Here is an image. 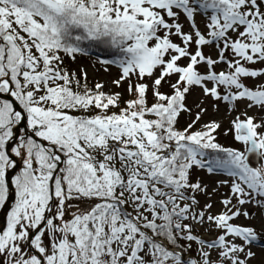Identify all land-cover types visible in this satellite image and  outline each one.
I'll list each match as a JSON object with an SVG mask.
<instances>
[{
  "label": "snow or ice",
  "instance_id": "1",
  "mask_svg": "<svg viewBox=\"0 0 264 264\" xmlns=\"http://www.w3.org/2000/svg\"><path fill=\"white\" fill-rule=\"evenodd\" d=\"M86 40L122 54L118 87L133 75L150 78L156 102L148 104L144 82L129 83L135 98L124 108L102 84L74 91L81 81L61 67L60 53L74 58ZM211 45L215 59L203 51ZM258 62L264 0H0V94L22 109L0 99V209L13 200L0 229V264H251L264 230L232 221L250 217L246 204L264 210V164L250 166V154L264 160V122L246 112L233 120L239 151L216 142L215 121L193 130L204 108L182 130L177 121L191 111L185 101L196 87L264 110V84L244 83L264 76L247 66ZM221 63L227 71H216ZM207 150L218 155L207 159ZM196 168L238 178L221 201L224 212L196 211L195 193L207 195L192 182ZM206 223L220 230L215 240L195 234Z\"/></svg>",
  "mask_w": 264,
  "mask_h": 264
},
{
  "label": "rangeland",
  "instance_id": "2",
  "mask_svg": "<svg viewBox=\"0 0 264 264\" xmlns=\"http://www.w3.org/2000/svg\"><path fill=\"white\" fill-rule=\"evenodd\" d=\"M179 22L184 25L185 31H190L189 22L183 16L180 18ZM206 22L207 21L203 16L198 15L196 17V24L205 34L207 32L205 27ZM176 42L179 43V40H176ZM203 51L206 55L212 56L214 59L216 58L217 48L215 45L204 46ZM226 56L231 59L230 53H226ZM64 59L65 61L68 60V62H66L67 66L61 65V67L67 72L74 74L75 77H80L79 80L81 83L82 81L91 83L94 86L92 89L93 91L96 90L95 85L99 83L104 86L102 91L105 94L119 93L120 108L126 107L125 102L135 98L134 94L128 91L129 83L144 82L149 84V92L147 94L148 104L151 105L156 102L155 97H153L151 92L152 80L148 77H145L143 81H140L135 75H133L131 80L122 81L119 87L114 83V81L120 79L122 75V67L120 66L119 61L115 62L94 54H83L80 52L76 53L74 58L73 56H69L64 53ZM181 63H186V61H181ZM247 66L257 70L264 69V63L259 62L255 65ZM227 70L226 64L221 63L217 65V72ZM201 71L203 72L204 69L201 68ZM174 79L175 78L173 77V81ZM244 83L250 88H255L260 84H264V76L256 78H244ZM77 87V85L74 86V88ZM160 91L167 94L171 92V89L169 88L168 84H163ZM221 91L223 92L224 90L221 89ZM185 102L191 111L182 112L180 114L177 121V128L181 130L186 128L188 124L193 122L196 114L200 112L201 108H204L206 111L201 113V120L194 125L193 130H202L203 125L211 121L219 123L220 128L217 129L214 135L216 137V142L224 148H231L239 151L245 150L244 144L235 139V132L232 122L236 119V117L239 116L240 119L243 120L245 119L243 113L246 112L248 116L254 117L256 122H264V110H261L257 107L249 108L247 106L250 103L249 101H236L234 102L233 106L232 104L222 100L217 101L211 97L204 96L203 92L198 87L191 90ZM109 111L118 112L119 108H111ZM97 112H99V110L94 109L89 115H94ZM20 131H22V129ZM20 131L18 133L19 135ZM20 163L21 162H19V165ZM191 179L192 182L199 181L202 186L206 187L207 190V195L204 193H195L196 198L199 200V206H197L196 211L205 210L212 215L219 214L226 210L221 201L231 196V184L234 182H239L237 177H232L223 170L217 169L212 173H209L206 168L194 169ZM222 181H226L227 183H221ZM208 203L212 204V208L210 210L203 209V206ZM233 203H235L234 198ZM242 207L244 210L249 211L250 217L245 218L243 215H241L232 221V223L241 226H254L258 231L264 230V210L257 207L254 203L246 204ZM8 210H10V208ZM6 219L7 214L5 217V227ZM219 233V229H216L214 226L207 223L204 226L197 227L195 229V234L208 241L215 240ZM258 244L259 246L253 247L252 249L256 253V256L251 261V264H264V237H262ZM196 247L197 245L193 244V256L195 255Z\"/></svg>",
  "mask_w": 264,
  "mask_h": 264
},
{
  "label": "trees",
  "instance_id": "3",
  "mask_svg": "<svg viewBox=\"0 0 264 264\" xmlns=\"http://www.w3.org/2000/svg\"><path fill=\"white\" fill-rule=\"evenodd\" d=\"M80 47L82 49V51L80 53H86V54H94V55H97L99 57H102V58H106V59H109V60H115V62L119 61V59L122 57V54L115 48H113L112 46L110 45H107V44H104V43H100V42H96V41H83L80 43ZM61 57H62V61L63 63L61 65H66L67 66V63L68 60L65 61L64 59V53L61 52ZM70 73V72H68ZM71 74V73H70ZM80 78V77H79ZM78 77H75V79L79 80ZM74 86H76V84L74 83L72 85L73 87V90L74 91H80V92H83L85 90V87L87 89H93L94 86L91 84V83H86L84 81H82L81 85L77 88H74ZM0 99H4L0 96ZM94 110V109H93ZM92 110V111H93ZM75 115H89L90 113H81V112H76L74 113ZM25 134V131H20V135L18 134L15 142L17 143L18 140H19V137L21 135H24ZM38 139V138H36ZM218 155L216 152H214L213 150H208V159H212L214 156ZM219 155H223V154H219ZM17 160H19L18 162H21L20 165H22V161L20 160V158H18ZM20 165H18V168L17 170L19 169Z\"/></svg>",
  "mask_w": 264,
  "mask_h": 264
},
{
  "label": "water",
  "instance_id": "4",
  "mask_svg": "<svg viewBox=\"0 0 264 264\" xmlns=\"http://www.w3.org/2000/svg\"><path fill=\"white\" fill-rule=\"evenodd\" d=\"M0 96L4 99H7V100H12L13 103H14V107L17 109V110H22L19 106L18 103H16L12 97L6 95V94H0ZM23 130V131H26V119L25 121H23L18 127L17 129L15 130V135H16V138L18 136V133L20 130ZM16 140V139H15ZM15 140L12 142L14 144ZM17 159V158H16ZM18 162V160H17ZM261 164H264V160H261L259 157H256L255 155H252L250 154V166H255V167H260ZM18 165H19V162H18ZM13 200L10 199V201L6 204L5 208L4 209H0V222H1V225H0V229H3L5 227V217H6V214H7V211L8 209L10 208V205H11V202Z\"/></svg>",
  "mask_w": 264,
  "mask_h": 264
},
{
  "label": "bare ground",
  "instance_id": "5",
  "mask_svg": "<svg viewBox=\"0 0 264 264\" xmlns=\"http://www.w3.org/2000/svg\"><path fill=\"white\" fill-rule=\"evenodd\" d=\"M109 60V59H108ZM111 61H115V60H111Z\"/></svg>",
  "mask_w": 264,
  "mask_h": 264
}]
</instances>
